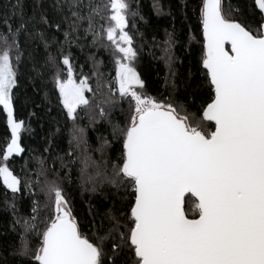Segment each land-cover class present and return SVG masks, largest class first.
I'll list each match as a JSON object with an SVG mask.
<instances>
[{
    "label": "snow or ice",
    "instance_id": "obj_1",
    "mask_svg": "<svg viewBox=\"0 0 264 264\" xmlns=\"http://www.w3.org/2000/svg\"><path fill=\"white\" fill-rule=\"evenodd\" d=\"M30 6L29 14L24 0H6L0 10V106L10 130L0 145V185L19 238L0 243V264H264V0H199L203 94H190L191 104L172 96L175 29L165 31L161 49L172 91L148 93L134 66L129 17L140 12L130 0H31ZM152 7L162 12L160 0ZM73 48L103 49L112 72L106 76L105 62L92 52L78 65ZM29 63L30 78L53 85L71 121L64 155L52 154L59 127L39 154L24 155L21 134L31 129L14 114V89ZM117 111L120 118L113 117ZM84 116L108 126L109 134L97 138L99 160L78 124ZM78 161L81 194L107 200L102 213L89 212L87 232L65 187ZM25 195L30 215H19L17 200Z\"/></svg>",
    "mask_w": 264,
    "mask_h": 264
},
{
    "label": "trees",
    "instance_id": "obj_2",
    "mask_svg": "<svg viewBox=\"0 0 264 264\" xmlns=\"http://www.w3.org/2000/svg\"><path fill=\"white\" fill-rule=\"evenodd\" d=\"M6 0H0V10ZM26 10L31 13V0H24ZM134 10L140 12V16L135 18L129 17L130 22L134 21V26L130 23L129 31L135 37V46L138 51V58L134 66L138 74L145 81L146 89L151 95L167 96L172 90L171 87H166L165 77L167 68L165 61L162 58L161 51L165 31H173L175 29L178 43L175 45L173 52L176 60L173 64V69L176 72L175 83L176 89L172 93L173 99L184 103L185 97H188L187 102L192 103V95H202L201 89L198 87L203 79L198 71V59L201 49L202 34L200 31L198 15L199 10L196 5L199 0H160L162 12L157 14L153 10V0H130ZM187 5V6H185ZM194 8L196 9L194 11ZM141 16L143 19H141ZM155 37V40L153 39ZM195 37V39H193ZM62 38V37H61ZM91 42L89 37L88 43ZM73 55L77 58L78 65L85 64L88 52L96 54L97 59L105 62L104 72H112V64L110 57L103 49L86 48L84 53H81L78 48L71 49ZM44 49L43 47L36 48V59L43 62ZM91 65L84 67V71L89 72ZM31 69L29 63L27 67H21L18 88L14 89L17 101L15 104V116L18 120H24L26 128L31 131H24L21 134V143L25 147L28 155L29 151H34L39 154L42 149L47 146L49 134L56 132L59 127L60 131L52 136L51 139L55 142L53 155H64L69 149V129L71 121H67L62 114V106L58 104L57 94L52 93L53 85L39 79L33 80L28 75ZM114 75V72H113ZM93 78V84H94ZM50 80V78H49ZM206 91V89H204ZM90 95V94H89ZM196 106H199V99L196 100ZM126 107V105H125ZM83 115V113H81ZM114 118H120L119 112L113 113ZM59 122V123H57ZM81 127H85L86 139L90 145L89 154L95 160L100 159V153L95 151L99 147V136L108 135L107 124L101 120L99 123H90L87 116L78 121ZM6 138H10V130L6 125V114L0 106V145H3ZM75 150V149H74ZM76 155H79V150H75ZM45 155H49L45 153ZM16 163L13 165L14 171L22 179L27 178L24 172H21L20 165L22 160L16 157ZM59 165L57 164V168ZM79 161L72 166V184L67 188L70 199L73 205L74 216L81 222L84 230L88 231V222L91 220L89 212L102 213L106 207L107 200L102 193L92 194L83 193L79 189ZM49 178H56L52 172H49ZM43 179V177H40ZM37 199L43 200V195L36 188ZM8 198H11V193H8ZM5 199V190L0 185V243L18 244V234L11 231L13 216L11 211H6L3 205ZM18 214L30 215L31 197L25 195L24 199L17 200Z\"/></svg>",
    "mask_w": 264,
    "mask_h": 264
}]
</instances>
